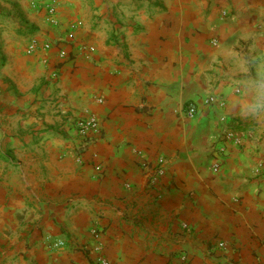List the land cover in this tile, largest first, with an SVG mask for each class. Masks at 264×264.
I'll return each instance as SVG.
<instances>
[{"label": "crops", "instance_id": "obj_1", "mask_svg": "<svg viewBox=\"0 0 264 264\" xmlns=\"http://www.w3.org/2000/svg\"><path fill=\"white\" fill-rule=\"evenodd\" d=\"M32 38L63 45L56 78L59 49L29 55ZM89 115L102 134L80 152ZM181 254L264 264V0H0V264Z\"/></svg>", "mask_w": 264, "mask_h": 264}, {"label": "built area", "instance_id": "obj_2", "mask_svg": "<svg viewBox=\"0 0 264 264\" xmlns=\"http://www.w3.org/2000/svg\"><path fill=\"white\" fill-rule=\"evenodd\" d=\"M222 15L224 17H228L229 13L227 11L222 12ZM47 23L57 26V7L55 3H52L48 6V15H47ZM72 30H75V27L73 26L71 28ZM73 39V36H71V40ZM218 40L214 39L212 41L213 46L218 45ZM63 46V45H62ZM61 46V42L58 43H53V42H48V41H41L35 38H32L29 42V47L27 49V53L29 55L34 54L38 51L44 52L46 54H49L54 48L59 49V54L57 56V64H56V71L53 73V78H56L58 76L57 70L61 66L62 63H64L67 59L69 60L70 58L68 57L67 52L64 50V48ZM49 60L46 58L44 60V63H48ZM102 102V100H100ZM205 105H214V104H219L220 107H225V102L224 101H219L215 97H208L207 99L204 100ZM198 107L196 104H190L187 107V117L190 120L195 119L198 116ZM221 122H226V118L222 117ZM76 133L77 137L80 141V152L85 150L95 139L99 138L102 134V124L100 120L95 116V115H89L80 118L76 122ZM224 141L225 142H230L236 147H241L243 143V137L240 136L234 129L228 128L226 129L224 133ZM220 152L224 153L225 148L221 147ZM135 154L142 157L143 152L139 150H135ZM143 167L148 170V172L152 173V178H151V185L154 186L156 182L158 181L159 178H162L166 174V160L163 157H160L156 160L154 164L149 163L148 161L143 162ZM95 170L97 171L99 176H102L104 173L103 170V165L100 163H97L94 165ZM215 170H219V165H215L214 167ZM185 227H187L185 225ZM93 235H96V232L93 231ZM64 243L61 241H57L56 243L52 244V249H58L60 247H63ZM225 243L221 242L219 244L220 248H225ZM180 264H190L189 262V257L186 254H181L180 257ZM100 264H109L107 260L104 258H100L99 260Z\"/></svg>", "mask_w": 264, "mask_h": 264}]
</instances>
